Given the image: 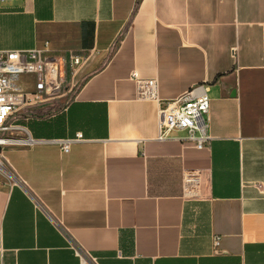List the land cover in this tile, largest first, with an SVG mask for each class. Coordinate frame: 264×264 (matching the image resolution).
Segmentation results:
<instances>
[{
    "label": "crops",
    "instance_id": "crops-1",
    "mask_svg": "<svg viewBox=\"0 0 264 264\" xmlns=\"http://www.w3.org/2000/svg\"><path fill=\"white\" fill-rule=\"evenodd\" d=\"M0 48L84 59L65 104L18 113L35 142L3 151L0 264H264V0H11ZM134 70L159 100L207 88L205 148L157 138Z\"/></svg>",
    "mask_w": 264,
    "mask_h": 264
},
{
    "label": "built area",
    "instance_id": "built-area-1",
    "mask_svg": "<svg viewBox=\"0 0 264 264\" xmlns=\"http://www.w3.org/2000/svg\"><path fill=\"white\" fill-rule=\"evenodd\" d=\"M11 0H0V3ZM84 63L82 56L46 54L40 48L31 50H8L0 48V173L12 177L11 166L3 153L4 148L32 144L34 139L27 128L20 124V111H29L35 106L65 104L69 88L67 86V67L71 80ZM130 78L137 86L138 96L158 101V136L159 140L171 137L173 132L184 131L185 143L198 149L205 148L212 138L210 127V99L207 88L197 85L190 91L173 100L157 98L156 78H142L135 70ZM72 87V86H71ZM82 140V134L76 138L58 141L61 151L67 152L70 144ZM182 194L195 195L199 184L197 171H188L182 176ZM219 236L213 237V246L219 245ZM84 261L88 252L78 250Z\"/></svg>",
    "mask_w": 264,
    "mask_h": 264
},
{
    "label": "rangeland",
    "instance_id": "rangeland-1",
    "mask_svg": "<svg viewBox=\"0 0 264 264\" xmlns=\"http://www.w3.org/2000/svg\"><path fill=\"white\" fill-rule=\"evenodd\" d=\"M75 88H76V87H75ZM75 88H74L71 92L68 93V95H67V99H68V100L71 98V96H72V94H73ZM55 107H57V106H54V108H55ZM51 109H53V108H51ZM51 109H47V110H43V109L35 110V109H34L32 112H27V115H28V116H29V115L34 116V115H36V112H37V113L39 114V116H46V115L50 114ZM35 111H36V112H35ZM22 116H25V114H23Z\"/></svg>",
    "mask_w": 264,
    "mask_h": 264
},
{
    "label": "bare ground",
    "instance_id": "bare-ground-1",
    "mask_svg": "<svg viewBox=\"0 0 264 264\" xmlns=\"http://www.w3.org/2000/svg\"><path fill=\"white\" fill-rule=\"evenodd\" d=\"M9 176H11L10 174H8Z\"/></svg>",
    "mask_w": 264,
    "mask_h": 264
}]
</instances>
